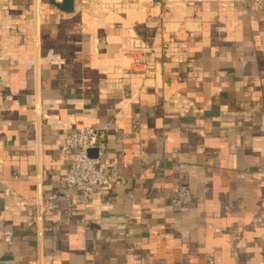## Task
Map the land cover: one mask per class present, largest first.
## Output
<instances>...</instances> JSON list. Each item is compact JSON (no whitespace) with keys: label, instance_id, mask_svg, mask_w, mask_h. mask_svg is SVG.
Wrapping results in <instances>:
<instances>
[{"label":"crops","instance_id":"crops-1","mask_svg":"<svg viewBox=\"0 0 264 264\" xmlns=\"http://www.w3.org/2000/svg\"><path fill=\"white\" fill-rule=\"evenodd\" d=\"M82 126L119 176L86 205L56 182ZM0 264H264V10L0 0Z\"/></svg>","mask_w":264,"mask_h":264},{"label":"built area","instance_id":"built-area-1","mask_svg":"<svg viewBox=\"0 0 264 264\" xmlns=\"http://www.w3.org/2000/svg\"><path fill=\"white\" fill-rule=\"evenodd\" d=\"M246 2L257 10H264V0H246ZM134 64L150 65V62L134 59ZM105 129H107L106 126L103 128L78 127L69 131L60 143L62 149L69 153L70 160L65 173L56 178L58 189L65 193V196L71 192L74 193L76 201L83 205L88 204L91 197H102L101 186L113 184L119 179L114 171H109L100 161L106 149L102 138ZM90 151H94V154H91ZM178 166L180 169L183 168L182 164ZM191 202L192 195L189 187L179 183L172 203L177 208H182ZM42 205L44 213L53 211L57 208V195L49 194ZM3 239L8 243L11 241L9 234H4Z\"/></svg>","mask_w":264,"mask_h":264}]
</instances>
